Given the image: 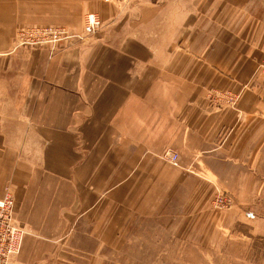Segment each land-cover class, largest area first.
<instances>
[{"label": "crops", "instance_id": "1", "mask_svg": "<svg viewBox=\"0 0 264 264\" xmlns=\"http://www.w3.org/2000/svg\"><path fill=\"white\" fill-rule=\"evenodd\" d=\"M87 13L104 22L93 37ZM42 26L78 37L16 45ZM263 58L264 0H0V199L9 187L26 233L14 264H142L152 239L209 217L215 190L239 199L264 158Z\"/></svg>", "mask_w": 264, "mask_h": 264}, {"label": "rangeland", "instance_id": "2", "mask_svg": "<svg viewBox=\"0 0 264 264\" xmlns=\"http://www.w3.org/2000/svg\"><path fill=\"white\" fill-rule=\"evenodd\" d=\"M133 1L128 6L115 7L124 12ZM104 27L103 22L101 30ZM100 31L85 32L86 36L93 37ZM258 74L264 78V58ZM210 98L224 100L228 108H236L239 102L234 96L215 91H210ZM258 160L252 162L258 167L244 169L245 175L238 178L243 184L239 199L235 198L236 194L215 190L208 204L209 217L203 221L182 220L176 236L152 239V255L149 259L145 257L142 264H264V158ZM249 172L252 175H246ZM220 201L223 204L220 205ZM191 216L195 217V213Z\"/></svg>", "mask_w": 264, "mask_h": 264}, {"label": "built area", "instance_id": "3", "mask_svg": "<svg viewBox=\"0 0 264 264\" xmlns=\"http://www.w3.org/2000/svg\"><path fill=\"white\" fill-rule=\"evenodd\" d=\"M105 4L117 7H125L132 0H103ZM84 29L89 33H97L103 27L99 15L87 13L84 19ZM76 34L67 28L42 26L17 29L15 43L18 47L43 48L55 47L58 43L71 41L77 38ZM165 157L177 167V154L166 153ZM223 204L220 201V205ZM16 204L12 190L5 188V194L0 199V264H14V259L19 256L22 242L26 233L15 219Z\"/></svg>", "mask_w": 264, "mask_h": 264}]
</instances>
